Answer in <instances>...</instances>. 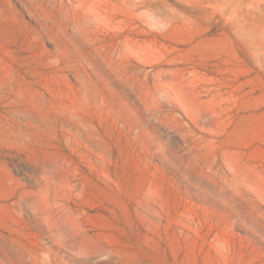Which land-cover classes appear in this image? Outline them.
<instances>
[{
  "label": "rangeland",
  "instance_id": "374dc122",
  "mask_svg": "<svg viewBox=\"0 0 264 264\" xmlns=\"http://www.w3.org/2000/svg\"><path fill=\"white\" fill-rule=\"evenodd\" d=\"M0 264H264V0H0Z\"/></svg>",
  "mask_w": 264,
  "mask_h": 264
}]
</instances>
